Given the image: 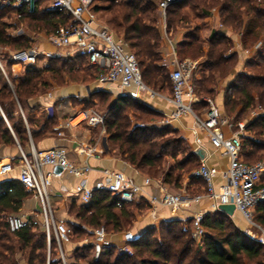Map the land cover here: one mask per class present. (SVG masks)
<instances>
[{
  "label": "trees",
  "instance_id": "16d2710c",
  "mask_svg": "<svg viewBox=\"0 0 264 264\" xmlns=\"http://www.w3.org/2000/svg\"><path fill=\"white\" fill-rule=\"evenodd\" d=\"M42 1L37 0L20 9L0 5V49L11 46L7 52L0 51V58L12 84L10 88L0 72V107L7 120L5 122L0 115V158L3 148L18 144L27 152L29 136L35 140L40 134L52 132L57 123L56 113L41 111L36 114L35 111L41 104H32L34 99L45 94L52 84L80 82L88 85L95 80L98 72L97 67L89 64L85 58L74 56L68 59H49L44 66H36L38 63L26 66L22 77L17 80L12 77L9 52L29 48L30 40L22 36L15 41L8 32L15 23L9 22L8 18H14L17 23H25L29 31L46 34L70 21V16L62 10L49 8V0H44L45 4ZM157 1L112 0L106 9L110 13L112 24L120 28L122 39L135 54L143 83L155 91L169 90L171 93L168 71L161 55V35L155 13ZM184 7H188L190 13L197 18L207 16L212 8L216 9L224 28L239 35L243 49L252 48L258 41L264 48V0H179L166 8L167 32L175 31L177 26H189L191 19L184 13ZM196 41L193 34H186L185 40L176 47V54L177 57L180 54L182 57L189 55L192 58H204L202 67L207 74L203 70L195 80L198 96L203 93L214 97L218 82L229 74H234L223 97L225 114L238 121L244 119L256 105L264 109V65L257 66V70L250 74L245 71L236 73L237 52H228L232 43L223 33L213 30L206 44ZM245 65L252 67L254 63L245 62ZM107 92L111 93L108 90H95L86 98L76 100L88 103L93 97ZM132 102L135 101L129 97H116L108 106L103 120L107 146L115 148L117 154L136 170L154 174L153 177H160L162 182L179 188L183 173H188L191 165L196 163L195 156L189 154L181 138H163L167 125L135 124L126 114L120 115L121 108ZM136 104L137 110L145 109L139 103ZM204 107H207V103L202 100L197 106L194 105L197 112ZM145 113H149L148 110ZM131 116L137 121L148 120L136 110H131ZM246 130L251 137L264 140V117L250 122ZM258 149L264 151V143L256 144L248 137L243 139L241 155L252 157ZM243 160L252 163L247 158ZM200 186L203 189L202 180L190 175L185 189L195 194L200 192ZM28 194L17 178H3L0 181V264H60L53 236L47 246L42 228L29 226L10 232L6 220H3L4 214L19 212ZM116 201L117 197L110 193L98 192L88 204H70L68 212L77 220V224L71 225L76 233L86 235L81 242L91 238L92 231L100 225L107 231H120L123 226L131 223L142 211V207L148 208L147 203L141 200L137 203H122L121 206H117ZM254 212L255 221L264 227V202L256 205ZM229 217L219 211H207L203 214L200 222L204 229L202 248L192 246L191 219H172L159 223L163 233L159 232L158 237L155 236L157 226L148 228L140 235L139 240L131 245L133 252L129 257L130 263H123V258L127 256L117 254L115 247L103 249L94 259L92 246L87 241L74 248L71 258L74 261L76 257L82 260L87 256L89 258L85 262L75 261L69 264H241L242 257L264 264L262 247L247 242L236 229L219 236L211 232H224V220ZM184 224H189L190 227H185ZM69 239L68 244L71 243L70 232ZM79 250L85 253H77ZM46 252L49 253L48 259ZM17 254L21 259L15 257Z\"/></svg>",
  "mask_w": 264,
  "mask_h": 264
},
{
  "label": "built area",
  "instance_id": "2783aa9c",
  "mask_svg": "<svg viewBox=\"0 0 264 264\" xmlns=\"http://www.w3.org/2000/svg\"><path fill=\"white\" fill-rule=\"evenodd\" d=\"M36 1L0 0V5L20 9ZM177 1L179 0L157 1L156 8L160 13L162 24H165L166 8ZM92 2L93 0H50L49 8L62 10L70 16L68 24L59 26L55 31L46 34L47 42L54 46L55 50H42L36 45H31L27 49L10 51L11 67L14 64L26 67L36 65L41 60L68 59L80 56L85 58L89 64L97 67L98 72L94 82L97 83L98 90L114 89L118 96L129 98H137L142 93L154 95L155 92L143 83L137 58L129 50L127 43L122 37H117L111 33L105 26L97 24L95 15L90 9ZM218 27L222 28V24L219 23ZM167 40L169 41L168 37ZM260 45L261 43L258 41L252 48H246L243 51L246 55H250ZM170 48L172 60L168 77L171 83L170 100L173 109L160 120V123L167 124L182 117L191 116L193 132L204 133L211 145L221 154L227 156V168L220 171L216 167L200 161L197 167L191 170L190 175L202 180V192L185 194L172 192L160 186L158 187L159 194L154 195L144 189V186L151 183L148 176L143 177L142 184H139L121 172L103 169L101 176L90 182L88 173L91 171V167L86 161L83 163L70 161L68 150L64 146L37 150L31 145L27 152L19 148L16 161L12 158L5 161L0 160V181L17 168V180L25 190L37 198L39 210L7 215L5 220L10 232L29 226L42 228L46 236L47 246H49L50 238L53 236L60 264H67L63 247L70 241L69 230L64 221L55 220L49 202V188L53 178L57 175L52 171L45 170L46 167L52 169L55 166L62 167V171L77 178L72 192L81 204L90 203L95 193L108 192L117 197V206L146 198L150 203L151 214H154L156 205L177 211L189 207L194 202L206 200L209 211H220V205L232 204L234 210L238 211L249 224L255 225L252 221V210L256 205L264 202V160L247 163L241 157V150L243 139L247 137L256 144L264 143V140L258 137H251L246 130V126L250 122L264 117V109L256 105L249 110L243 120L234 121L211 99L198 96L192 82L195 62L189 59H178L175 48L172 45ZM0 72L7 85L12 88L1 58ZM86 88L87 93L90 94L92 90L89 85H86ZM44 95L47 98L52 96L50 91ZM201 100L206 101L207 107L204 109V113L199 115L194 110V105ZM20 113L26 123L21 109ZM0 115L7 122L1 107ZM103 120L104 113L80 109L59 121L55 126V134L64 138L65 130L83 123L89 127L100 128L104 132ZM75 144L76 153L82 154L85 160L97 153L94 145L80 141H75ZM218 175L221 178V183L216 185L215 178ZM204 213L196 212L191 217L192 237L197 240L201 239L204 233L200 224ZM121 236V243L115 244L110 240L103 225L95 228L90 239L93 258L96 259L101 251L107 247H115L121 255L131 253V245L139 240L140 235L125 230ZM252 240L261 246L264 252V229H261L260 235L252 238Z\"/></svg>",
  "mask_w": 264,
  "mask_h": 264
},
{
  "label": "crops",
  "instance_id": "0c3cea01",
  "mask_svg": "<svg viewBox=\"0 0 264 264\" xmlns=\"http://www.w3.org/2000/svg\"><path fill=\"white\" fill-rule=\"evenodd\" d=\"M49 7V5H48ZM184 13L187 14L191 22L189 26L183 25V26H177L175 31H166L165 24H159L158 29L161 35V55L163 64L166 66L167 71L170 70V62L172 60L171 56V45L175 48L178 46L180 42L185 40L186 34H193L199 43L206 44L208 40V36L211 33V31L215 30L218 33H223L232 43V49L229 52H237V65L235 67V72H241L238 71L237 66H242V64L245 65V62H250L251 56H258V62L261 61L260 55H258L259 50L263 46H259L257 51H253L250 55H246L243 51V48L240 45L239 35L233 33L230 29L224 28L222 25V28L218 27V24L220 22L219 14L217 10L215 9V12H213V8L210 10L209 14L203 18H197L194 17L188 7L183 8ZM193 17V18H192ZM200 19L199 25L192 24V19ZM192 25V26H191ZM210 27L208 34L205 38L200 39L197 36L196 31H200L201 27ZM189 28L191 31H189ZM34 36L30 37V46L36 45L38 48L42 50L47 51H53L55 50V47L52 46L50 43L46 40V33H36L33 34ZM170 41L167 40V37ZM171 44V45H170ZM177 55V54H176ZM184 59H188L185 58ZM204 59V58H203ZM252 62V61H251ZM47 61L38 62L41 66L46 65ZM203 61L200 63V66H202ZM38 66V65H36ZM246 66V65H245ZM20 65L14 64L11 68V74L12 77L17 80L19 77L23 76V73L20 72ZM20 69V70H19ZM229 77V78H228ZM234 74H229L225 79L220 80L218 82V85L215 89L214 97L212 96L211 99H213L216 102V105L223 111V97L225 93V89L229 85V83L233 80ZM225 81V86L222 84ZM229 81V82H228ZM89 85V88L92 91L98 90V85L96 82L92 81ZM221 86L223 89H221ZM108 91L112 92V94L116 97L118 96L117 92L114 91V89H107ZM51 92L52 96L51 98L45 97V95L39 96L37 99H34L35 101L32 102V104H41V107L36 109L35 113L38 114L41 111H47L49 114L55 112L57 115V123L67 116L71 115L73 112H70V109L72 106L70 105L71 99H83L86 98L88 95V90L86 88V85L80 82H68L65 85H56L52 84L50 89L48 90ZM47 91V92H48ZM153 91V90H151ZM155 92L154 95L147 97L149 101L150 107H152L153 110L158 111L163 118L167 116L173 109V104L170 100L171 93H163L158 91ZM145 97V96H144ZM205 101V100H202ZM201 102V101H200ZM200 102L196 103L197 106ZM206 102V101H205ZM68 107V108H65ZM204 108H201L197 114L202 115L204 113ZM195 110V109H194ZM60 114H63L59 116ZM56 123V124H57ZM160 123V122H159ZM173 130L176 131L178 134V137L183 140V144L187 148L186 150L189 152V154H192L195 156L196 162L198 164L200 161L205 162L209 166L216 167L220 171L225 170L228 166V158L227 156L221 154L219 150L214 148L208 137L202 133H194L193 127H192V118L191 116L182 117L179 120H174L169 123ZM162 124V125H167ZM56 126V125H55ZM55 126L52 130V132H47L44 134H40L35 140H33L30 136L28 137V144H27V150L30 149V146L32 145L37 150H45L47 148L53 147V146H64L68 150V158L70 161L75 163H83L86 161L88 165L91 167V171L88 173V179L90 182L94 181L95 179L99 178L101 176V172L103 169L118 171L123 173L125 176L132 178L135 182L142 184V178L147 176L144 173L136 170L133 166H131L128 162L123 160L116 152V149H111L106 144V136H97V133L94 128L97 127H89L86 124H80L72 129L65 130V137L60 138L55 134ZM105 133V132H103ZM75 141L85 142L90 145H94L97 153L94 156H91L85 160L84 156L82 154L76 153L75 149ZM19 148H21L18 144L11 147H6L2 149L1 152V158L0 160L5 161L9 158H12L14 161H16L17 156L19 154ZM201 150L204 154L203 159H199L195 151ZM180 157V155L178 156ZM242 159H249L250 157H245L244 154L241 155ZM46 171H53V168H45ZM190 172L183 173L182 179L180 180V187L176 188L179 190H186V186L188 184L189 178H190ZM55 173V172H54ZM52 180V184L49 188V202L54 211H56L59 214L58 221H64L66 224H77V220L73 217L72 219L68 218L66 216L69 209L70 204L76 203L77 205L81 204L78 199L76 198L75 194L72 192L73 186L77 182V178L74 177L71 174H68L67 172L61 171L60 174H56ZM17 177V168H15L13 171L8 173L5 178H16ZM150 178V177H149ZM151 183L150 185L144 186V189L146 192L152 193L154 195L159 194V188L163 187L169 191L170 186L167 183H164L161 181L160 177L150 178ZM216 185H219L221 183L220 176H216L215 178ZM200 192L203 191L202 186H200ZM143 201L147 203L148 208L145 209V214L137 217L138 219H133V223L131 222L127 227H131L130 231L141 235L143 234L148 228L150 227H156L157 224H159L162 221L166 220H172V219H179V220H185V219H191L192 215L196 212H207L209 211L208 202L206 200H201L198 202L192 203L187 208H182L177 211H172L167 207L156 205L155 206V212L154 214H151V208L150 203L146 198H141L138 201ZM136 201L135 203H137ZM39 210V202L37 198L29 192L28 196L23 200L22 206L18 213H26L31 211H38ZM238 212L234 210V213ZM234 213L232 215H234ZM232 215L230 217H232ZM71 220V221H70ZM125 226L122 227L120 231L114 232V231H107L110 240L113 241L115 244L121 243V235L122 232L125 231ZM91 239V238H90ZM89 239V242H90ZM87 242V240H84L81 242V244H77L78 246L83 245ZM77 247V246H75ZM74 247V248H75ZM64 252L66 257V262L69 263H75L74 259L71 258V252L73 248H71L70 244L64 245ZM70 252V253H69ZM24 264V263H22Z\"/></svg>",
  "mask_w": 264,
  "mask_h": 264
},
{
  "label": "rangeland",
  "instance_id": "374dc122",
  "mask_svg": "<svg viewBox=\"0 0 264 264\" xmlns=\"http://www.w3.org/2000/svg\"><path fill=\"white\" fill-rule=\"evenodd\" d=\"M111 1L112 0H93V2L90 5V9L93 11V13L95 15V19H96L97 24H99L101 26H105L115 36L121 37L122 34H121L120 28L115 27L112 24V22L110 20V13L106 9L112 3ZM154 1H157V0H154ZM44 2L45 1L43 0L41 3L45 4ZM47 4L48 5L50 4V0L47 1ZM155 13H156V17H157V25H159V24H161V21L162 20H161V16H160V13H159L158 9L155 10ZM8 21L9 22H12V23H15L14 27L8 29L9 34H11V36L13 38H15L14 39L15 41L16 40L18 41V39L20 37H22V36H25L26 38L30 39L31 36H34L33 34L41 33V32L29 31L27 29L25 23H17V21H15L14 18H8ZM198 22H200V19H195V18L192 19V24L199 25ZM204 26L205 25H203V27H201V30L200 31H196L197 32L196 34H197V36L200 39L205 38L206 35L209 32V29H210L209 25H208V27H204ZM189 31H191L190 28H189ZM193 42H195V40ZM249 43H251V39L249 40ZM8 49L10 50L11 49V46L8 45L6 47H2L0 49V51L1 52H7ZM231 49H232V47L228 50V52L231 51ZM257 50H255V51H257ZM258 55L261 56L260 57L261 61L258 62L259 57L256 56V55L251 56L249 60L254 63V66L249 67V66H245L244 64H242V66H237L238 71L241 70V71H245L248 74H250V73H253V72H255L257 70V68H258L257 66L264 65V48L263 47L259 50ZM184 57L185 58H188L189 60H191L193 62H195V67H194L193 73H192V82H194L193 84H194L196 90H198V86L195 84V80L198 79L199 76H201V72L203 70H204L205 74H207V71L205 69H203L202 66H200V63L204 59H203L202 56H199L197 58H192L189 55H185L183 57L180 54L178 55V59H184ZM236 65H237V63H236ZM236 65H235V67H236ZM38 66H40V64H38ZM19 68L21 69V70L19 69L20 72L23 73V71L25 70V67H23V65H22ZM222 85L223 86L226 85L225 84V81H224V83ZM59 86H61V84ZM221 89H223L222 86H221ZM150 90H153V89H150ZM153 91H155V90H153ZM111 93H108L107 92V93H104L102 95L95 96L88 103H85V102L84 103H81V102L77 101L78 99L77 100L76 99H71L70 105L72 106V108L70 109V112H76L77 110H80V109H88V110H90V112L92 111V112H96V113H104L105 114L107 112V110H108L107 109L108 106L115 99V96L113 94H111ZM163 93L164 94L165 93L170 94V91L169 90H164ZM200 95L201 96H205V95H203V93L200 94ZM146 96L147 97H150L151 95L148 94V93H142L137 98H131L136 103H139L140 105L144 106L145 109H141L140 108L139 110H137V104L135 102H132L131 104L130 103L129 104L127 103L126 105H124L121 108L120 115H125L126 114L127 116H129L131 118V120L135 124H147V125H154L155 124L156 126H164V125H162V123H159L160 120L163 119V117L161 116V114L158 111L152 110V107H150V105L148 104L149 101H148V99H146L147 98ZM205 98H211V97L210 96H205ZM214 99H213V103L216 104V102H215ZM65 108H68V107H65ZM131 110H136L137 113L142 114L143 116H146V118H148V120L147 121H145V120H139V121L135 120L131 116ZM145 110H148L149 113H145ZM223 112H224V110H223ZM61 115H63V114H60L59 116H61ZM240 120H243V119H240ZM94 129H95V131L97 133V136H102V135L104 136L105 135V133H103L100 128H94ZM172 131H174V133ZM154 134H156V133L154 132ZM176 137H178V134L176 133V131L173 130V128L170 125L167 124L166 132H165L163 138L173 139V138H176ZM249 160L252 163H254L256 161H259V160H264V151H262V149H258L257 152H256V154L252 155V157H250ZM169 161H171V160H169ZM197 165H198V162L194 163L193 165H191V168L190 169L191 170L195 169L197 167ZM145 175H147L150 178H155V177H153V176H155L154 174H149V173L147 174V173H145ZM170 190L172 192L191 194L189 191L179 190V189H176L175 187H172V186H170ZM198 193H200V192H198ZM142 208H143L142 211L140 213H138V215L135 216V218H133L134 220L135 219H138L137 217H140V216H142V215L145 214L144 213L145 212V208L144 207H142ZM8 214H11V213L4 214L3 220H5V216L8 215ZM255 215L256 214H255L254 209H253L252 210V221L255 224V225H253V224H249V222H247L245 220V218L239 212H235L234 215H232V217L226 218L224 220V225L226 226L224 232L221 233V232L216 231V230H213L211 232L214 235H216V236L218 235L219 236V235H225L226 233L230 232L232 229H236L240 234H242L245 237V239L247 240V242H249L251 244H254L255 242L252 240V238H254V237L256 238L257 236H259L260 233H261V229H264L263 226H261L259 223H257L255 221V219H254V216ZM66 216L68 218H70V219L73 218V215L71 213H67ZM54 218H55V220H58V218H59V214L56 211H54ZM131 222L133 223V220ZM184 226L185 227L186 226L187 227H190L189 224L188 225L184 224ZM67 227L70 230L69 231L70 232V235H71V243H70V246H71V248H73L72 250H70V252H71V255L73 256L74 247L75 246H78L77 244H81V240L84 239V238H86V235H84L82 233H76L75 230H74V227L71 224H69V226L67 224ZM125 229L126 230H130L131 227H127L126 226ZM159 232H162L163 233V230L160 229L159 228V224H157V232L155 233V236L156 237H158ZM191 238H193L192 237V233H191ZM89 239L90 238H87V241L88 242H89ZM192 246L193 247L198 246V247L202 248V238L199 239V240L193 238ZM75 248H78V247H75ZM78 252L85 253V251H83V250H79V251H77V253ZM132 252H133V249L131 248V253L126 254L125 256H127V257L123 258V263H125V262L126 263H130L131 262V260H130L129 257L131 256ZM116 253L119 254L117 251H116ZM15 257L18 260L21 259L20 256H19V254H17ZM46 257H47V259L49 258V253H47V252H46ZM87 258H89V256L85 257L84 260L79 259L78 257H76V260L75 261L76 262H85L87 260ZM263 262H264V260H263ZM241 264H258V262H256L255 260H251L249 258L242 257Z\"/></svg>",
  "mask_w": 264,
  "mask_h": 264
},
{
  "label": "water",
  "instance_id": "95a60500",
  "mask_svg": "<svg viewBox=\"0 0 264 264\" xmlns=\"http://www.w3.org/2000/svg\"><path fill=\"white\" fill-rule=\"evenodd\" d=\"M195 154L196 156L199 158V159H203L204 158V154L201 150H196L195 151ZM53 171L56 173V174H60L61 171H62V167L60 166H55L53 168ZM219 212H222L228 216H231L233 213H234V206L232 204H226V205H220L219 206Z\"/></svg>",
  "mask_w": 264,
  "mask_h": 264
}]
</instances>
